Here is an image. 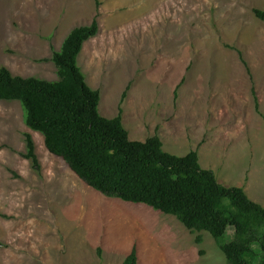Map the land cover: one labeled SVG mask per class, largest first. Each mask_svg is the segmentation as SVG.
<instances>
[{
	"label": "rangeland",
	"instance_id": "1",
	"mask_svg": "<svg viewBox=\"0 0 264 264\" xmlns=\"http://www.w3.org/2000/svg\"><path fill=\"white\" fill-rule=\"evenodd\" d=\"M254 8L264 0H0V66L56 80L52 52L96 18L77 62L101 115L121 107L130 139L158 134L169 153L197 150L219 182L264 206V21ZM25 133L39 172L22 156ZM133 248L135 264H227L208 232L88 186L25 125L19 102L0 101V264H124Z\"/></svg>",
	"mask_w": 264,
	"mask_h": 264
},
{
	"label": "trees",
	"instance_id": "2",
	"mask_svg": "<svg viewBox=\"0 0 264 264\" xmlns=\"http://www.w3.org/2000/svg\"><path fill=\"white\" fill-rule=\"evenodd\" d=\"M253 13L264 21V8H254ZM97 32L94 18L67 34L49 58L56 80L14 75L0 66V101L19 102L25 125L40 133L45 148L91 188L173 215L193 232H208L227 264H264L263 205L250 199L243 187L219 182L213 170L200 165L197 150L169 153L158 134L143 141L130 139L121 107L115 117L101 115L100 92L88 85L77 62L83 43ZM254 101L257 107L256 97ZM24 142L22 156L39 172L31 134L25 133ZM230 226L234 232L228 239ZM135 262L133 248L124 264Z\"/></svg>",
	"mask_w": 264,
	"mask_h": 264
}]
</instances>
